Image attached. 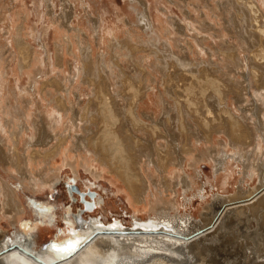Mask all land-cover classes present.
I'll return each mask as SVG.
<instances>
[{
    "label": "bare ground",
    "instance_id": "6f19581e",
    "mask_svg": "<svg viewBox=\"0 0 264 264\" xmlns=\"http://www.w3.org/2000/svg\"><path fill=\"white\" fill-rule=\"evenodd\" d=\"M219 2V11L215 8L212 10L217 16L224 14L226 24L231 21L227 14L234 7L238 9L239 16L241 14L245 20L250 17L252 23L254 20L256 22L250 32L246 30L248 36L243 35L241 29V34L236 33L241 45L246 44L242 45L245 49L249 45L253 47L255 40L258 42H255L254 48L249 47L251 72L258 86L252 95V102L247 100L253 87L249 78V85L244 87L243 81L232 74L234 68H230L234 67L233 63L238 67L245 65L240 51H226L233 46L236 48L235 45L228 44L229 41L225 39L222 48L215 47L217 55L210 51V56L216 55L227 64H219V61L203 56L211 50L206 44L207 37L201 34L211 27L203 12L200 18L187 13L188 19L183 24L172 22L174 31L167 26L166 32H174L177 36V48L160 35L157 40V37L145 38L129 30L125 39L112 36L115 59L110 61L106 53L95 58L91 43L88 44L86 38L82 40L83 37L78 39L83 63L76 64L74 73L75 77L82 75L83 84L91 87L93 96L88 90L85 94L89 96L86 104L85 98H82L84 94H79L80 88H75L79 91L72 98L75 81L72 73L64 78L60 86L53 81L45 83V87H55L58 93L55 95L51 89L48 91L55 107L49 112L38 101L34 112L30 113L29 103L33 100L26 98L21 99L24 105L16 99L15 105L10 100L2 106L0 165L8 170L13 167L20 181L30 190L35 192L46 187L55 188L63 172L62 166L70 167L75 177L81 172V166L83 171L98 180L105 176L107 167L109 173L125 186L132 204L149 207L151 215L147 219L133 216L134 221L130 226L118 219L107 222L101 217L92 218L94 214L91 211L88 215L92 217L85 219L83 212L88 210L85 208L79 213L82 219L78 220L80 223L76 220L79 227L71 239L62 244L51 242L43 249L25 236L12 238L0 231V264H263L254 260L260 256L259 252L264 251V239L260 238L264 234L259 236L263 243L258 241L259 238L249 236V232L257 231L249 219L250 216L257 217L259 213L255 203H245L247 205L244 207L253 209V214L250 211L249 215L245 213L244 216L238 214V207L229 208L228 216L234 222L235 236L227 237L225 241H220L224 237L220 236L219 241L209 239V243H203L201 237L198 240L196 235L194 239L183 236L190 234L191 228L187 224L190 222L178 210L177 200L169 199L164 193V188L173 191L172 187L179 185L183 186L185 192L192 190L195 178L185 170L187 155L194 153L204 138L213 141L216 133L227 134L236 154L245 158L247 171L253 173L264 169V149H261L263 144L259 143L260 138L264 139V10L255 0ZM230 16L236 18L235 15ZM146 21L145 27L148 25ZM226 24L223 30L216 28L219 36L226 35L224 31H232L230 28L234 25ZM66 39L72 41L69 36ZM63 47V43H58L57 50L61 53ZM123 57L125 64L122 63ZM27 65L29 61L22 55L20 67ZM161 81L163 90L158 86ZM36 82L33 78L34 90ZM156 87L159 90L157 101L152 99L150 92ZM232 96L246 103L247 107L239 105V109H234L231 106ZM149 101L158 108L148 110L152 108ZM26 130L31 132L27 138ZM200 130L204 134L198 135ZM11 138L13 147L9 142ZM227 145L223 142L222 147ZM222 152L223 149L215 147L203 149L189 166L197 171L201 160L206 157L217 160L219 156L215 154L221 156ZM63 153L66 157L64 160ZM92 160L99 162L102 168L93 164ZM253 193L250 190L245 199H249L247 196ZM84 197L93 201V210L101 198L97 191L92 196L84 192L81 200H85ZM221 202L223 200L218 201V205ZM0 210L13 223L24 211L19 190L1 178ZM224 211L226 213L228 209ZM215 212L210 216L219 213ZM205 237L202 238L205 240ZM240 237L242 241L239 243L240 240H237ZM69 245L74 247L73 251H60ZM220 250L223 251L222 256Z\"/></svg>",
    "mask_w": 264,
    "mask_h": 264
},
{
    "label": "rangeland",
    "instance_id": "374dc122",
    "mask_svg": "<svg viewBox=\"0 0 264 264\" xmlns=\"http://www.w3.org/2000/svg\"><path fill=\"white\" fill-rule=\"evenodd\" d=\"M201 1L203 0H0V118L3 119L4 115L2 114V106L7 105L10 100L12 101V105L16 104V99H18V101L20 100L19 103H23L22 105H24V102H22L24 98L33 100L29 103L30 113L34 112L35 105L38 101L46 106L45 109L47 112L55 108L54 105H52V98L48 95V91L51 89L53 93L57 95V89L50 85L45 87V83L53 81V83L57 85L62 84L64 78H68L76 71V64L81 65L83 63L82 51L80 50L81 46L79 43L80 40L78 39L83 37L82 40L86 38L88 44L91 43L93 47V56L95 58H98L101 53H106L110 61L115 59V55H113L115 47L112 46V42H114L113 37L125 39L129 30H131L133 34H141L145 38L157 37V40H159L158 35H160V37L168 39V41L177 48V36L174 32L168 34L166 32L167 26H170L172 31H174L171 25L172 22L183 24L188 19L186 18L187 13L200 18V15L205 12L207 16H205V18L211 26V29H207L208 32L206 30L202 31L201 34L207 37L206 44L207 46L209 45L208 47H211V50L209 49V54L203 55L205 58H213L217 60V62L219 61V64H227V62L225 63V61L223 62L217 58L216 55L218 53L215 48L216 46L221 47L225 39L229 41L228 44L236 46V48L233 46L231 49L229 48V50L225 49L226 51L231 52L232 50V52L235 53L240 51V56L242 57L243 55V64L245 65L238 67L233 63L234 67L230 68H234V73L232 72V74H235L238 79L243 81L244 87L249 85L250 80V84L253 87L250 89L251 96L250 98L248 96L247 100L251 101L252 97L254 98L252 95H254L255 88H258V86H256L251 72V51L249 47L254 48L258 42L255 40L256 44L253 42V47L249 45L248 47L246 46L247 49H245L243 46L246 44H242L243 46L241 45L240 38L238 39V37H236V33L239 34V30L241 29V31L243 30L242 34L248 36L247 32H250L251 28L253 29L256 22L254 20V23H252L250 17L247 18V21L241 14L239 16L238 9L234 7L235 9L232 8L229 14H232V16L235 15L236 18H231V16L227 14L233 23L230 21L232 24H226L224 14L217 16L213 12L215 9L219 11V6L217 4L220 3L219 1L221 0H207L208 2L204 0L202 3ZM255 1L260 4L263 11L264 0ZM147 19L149 21H146ZM145 21L148 23L147 27L144 26ZM225 24L234 26L230 28L232 31H224L226 35H221V37L218 35L216 28L223 30ZM78 28H81V30L78 31ZM247 29L248 31H246ZM67 36H69L72 41L70 40V42H68L66 39ZM249 42L252 43L250 39ZM58 43L64 44L61 53L57 50ZM237 47L239 50H237ZM210 51L216 55L210 56ZM22 55L29 61V65L23 68L20 67ZM219 56L223 58V56ZM124 59L123 57V64H125ZM225 70L228 71V69ZM226 76L227 75H225V77ZM228 77L230 76L228 75L227 78ZM33 78L37 80L35 83V90L33 89ZM72 79L75 80L72 87V98L73 96L75 98V92L79 91L75 90V88H80L81 92H79V94H81V96L84 94L82 98H85L84 103L86 104L89 96L85 94L89 90L92 95L91 87L88 84H83L82 75L81 77H75L74 73ZM67 83L69 85L68 81ZM161 84L162 81L158 86L163 90L164 88ZM156 88L150 92L152 99L157 101L159 90L158 87ZM236 98L237 97L232 96L231 99V106L234 109H239V105L244 108L247 107L245 106L246 103L244 104L243 101ZM21 99L23 100L21 101ZM149 106L152 108L148 110L152 109L154 111L158 108L150 101ZM248 108L251 107L248 106ZM237 111L235 112L237 113ZM30 133L29 130H26L25 138H27ZM199 134H204V131L200 130V132H198V135ZM260 139L261 141H259V143L263 144L261 149H264V139ZM229 140L230 138L227 134L216 133L213 141L204 138L201 140L202 142L200 141L201 143L197 146L196 151L187 155L185 170L191 177L195 178L193 179L194 184L192 190L185 192V189L181 185L177 187L173 186V191L164 188L165 195H167L169 199L177 200L179 206L178 210L185 216L187 222L191 223H187L191 228L190 234H183L184 237L192 236L193 239L194 237H199L197 238L198 240H200L201 237L203 243H209L212 239L219 241L220 236H224L220 238V241H225L227 237L235 236L236 233L233 231L235 225L232 226L234 222L232 217L228 216L230 215V209L235 206L238 207L236 209L241 216H244L245 213L250 214V211L251 214H253V209L244 207L247 205L245 203L248 202L249 204L255 203L256 209H258L259 212H257L259 214H257V217H249L254 229L256 228L257 230L253 233L249 232V236L253 239L256 237L258 240L259 236L264 234V169L255 170L253 173H251V170L247 171L244 165L245 158L243 159V157L238 156L239 154H236L237 151ZM9 142L13 147L14 141L12 138L9 139ZM223 142L225 145L228 143V145L222 147ZM193 143L196 144L195 140H193ZM212 147L223 149L224 153L222 152L223 155L221 156L222 158L224 157V159L220 158L221 156L216 153L215 156H219L217 160H209L208 157H206L205 160L200 161L197 166V171L195 168L189 166V163L199 157L203 149ZM64 155L63 153L62 160L66 158ZM70 155L74 156V153L70 152ZM60 162L61 158L58 157V163ZM92 162L100 166L99 162L94 160H92ZM60 164H58V166H60ZM41 167L42 165L39 166V168ZM152 167L153 166H151V168ZM247 167L249 166L247 165ZM100 168H102V166H100ZM80 169L81 172L75 177L70 167L62 166L63 172L55 188L50 189L46 187L44 190L34 192L20 181L13 167L8 170L0 165V178L7 180L19 190L22 202L24 203V211H22L17 222L15 221L14 223L0 210V231L7 233L12 238L16 236H25L30 241L36 242L37 247L42 249L51 242L62 244L71 239L76 229L79 227L78 223L76 224V220L78 221L76 214L79 215L80 212H78V210H83L81 195L73 191L71 184H74L76 187L78 186V189L80 187L79 190L81 192L90 190L97 191L101 196L100 202L91 213L94 214L93 217L88 215L90 211L86 210L83 212L85 219L88 217H101L107 222L118 219L125 225L132 226L131 223L134 221L133 216H139L144 219L150 217L151 212L149 211V207L147 208L136 204L133 205L129 199L128 192L124 189L125 186L109 173L107 167L105 168V176L100 180L94 178L90 173L83 171L81 166ZM153 173L152 171V174ZM175 189L176 193L174 192ZM250 190L255 193L248 195L247 197H249V199H245L244 196H246ZM244 192L245 194H243ZM221 200H223V202H221L222 204L218 205V201ZM215 204L216 207H214ZM225 209H228L226 213L224 211ZM222 210L224 212H222ZM240 210L241 212H239ZM214 211L219 213L216 214L215 212L216 215H214L216 217L210 216ZM227 216L229 218L231 217V219H228ZM182 223L185 224L184 222ZM213 224L215 225L210 228L209 226ZM226 231L229 235H226ZM219 232H222V234ZM216 234L217 236H215ZM211 236L213 237L211 238ZM202 237L206 239L204 240ZM241 237L237 240H240L239 243L242 241ZM260 238L264 239V235ZM258 241L260 243L262 242L261 239ZM221 250L222 256L224 250ZM124 251H126V249ZM261 252L262 254H260ZM261 252H259L258 255H263V257L259 256L256 259L259 260L260 258V262L254 261L257 263H261L262 261L264 264V251L262 250ZM209 253L213 254L211 251ZM231 259L232 258H230V260Z\"/></svg>",
    "mask_w": 264,
    "mask_h": 264
},
{
    "label": "water",
    "instance_id": "95a60500",
    "mask_svg": "<svg viewBox=\"0 0 264 264\" xmlns=\"http://www.w3.org/2000/svg\"><path fill=\"white\" fill-rule=\"evenodd\" d=\"M71 187L75 190V191H78L79 193H80V195H81V198H82V196H83V194H84V192H80L79 190H78V188H76V186L74 185V184H71ZM87 193L89 194V195H94L95 194V191H87ZM83 200V199H82ZM83 202H84V207L86 208V209H91L92 207H93V201L92 200H83ZM78 212H80V210H78ZM76 216H77V218H78V220H80L81 219V217H80V215H78V214H76Z\"/></svg>",
    "mask_w": 264,
    "mask_h": 264
},
{
    "label": "snow or ice",
    "instance_id": "6c2138e0",
    "mask_svg": "<svg viewBox=\"0 0 264 264\" xmlns=\"http://www.w3.org/2000/svg\"><path fill=\"white\" fill-rule=\"evenodd\" d=\"M74 250V247L72 245H69L68 247L64 249H60V251H65V252H71Z\"/></svg>",
    "mask_w": 264,
    "mask_h": 264
},
{
    "label": "flooded vegetation",
    "instance_id": "af4514ba",
    "mask_svg": "<svg viewBox=\"0 0 264 264\" xmlns=\"http://www.w3.org/2000/svg\"><path fill=\"white\" fill-rule=\"evenodd\" d=\"M84 199H85V197H84ZM85 200H86V199H85ZM82 203H83V204H82V206H83V208H82V209H85V207H84V202H82ZM88 211H91V212H92V211H93V209H91V210L89 209Z\"/></svg>",
    "mask_w": 264,
    "mask_h": 264
}]
</instances>
